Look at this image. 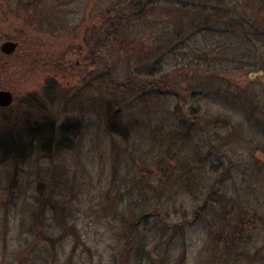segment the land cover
<instances>
[{
  "label": "rangeland",
  "instance_id": "1",
  "mask_svg": "<svg viewBox=\"0 0 264 264\" xmlns=\"http://www.w3.org/2000/svg\"><path fill=\"white\" fill-rule=\"evenodd\" d=\"M69 1L37 25L0 4V264H264V0Z\"/></svg>",
  "mask_w": 264,
  "mask_h": 264
},
{
  "label": "flooded vegetation",
  "instance_id": "2",
  "mask_svg": "<svg viewBox=\"0 0 264 264\" xmlns=\"http://www.w3.org/2000/svg\"><path fill=\"white\" fill-rule=\"evenodd\" d=\"M51 1L52 0H0V4L3 5H11L10 3H12L14 12H6V15L9 16V18L12 15L17 16L21 21L31 24V23H35L36 25L38 23L41 22H45V23H51V14L49 13V9L51 6ZM68 2H70L69 0H66V3L64 2L65 7H68L69 4ZM132 3L128 4V7H131ZM105 12V11H104ZM76 12H74L72 10V14H75ZM63 14L67 15V11H65ZM99 14V13H98ZM44 16V17H43ZM39 19V21H34V19ZM98 20H102L103 22H107V23H112L115 20V16L113 13H100L99 15H97ZM92 19V17H91ZM90 19V20H91ZM114 19V20H113ZM89 21V20H88ZM87 38V34L85 35ZM86 38L83 37V40H85ZM11 41V40H10ZM87 41V39H86ZM91 41V40H88ZM15 42V41H13ZM17 43H19V41H16ZM90 43V42H89ZM99 45V41L97 46ZM89 47V46H88ZM87 47V48H88ZM19 48H20V44H19ZM18 48V49H19ZM98 48V47H97ZM17 49V51H18ZM98 50V49H96ZM16 51V52H17ZM83 51V50H82ZM86 52H90L88 49H86ZM91 52H95V51H91ZM4 55V54H3ZM14 55V54H12ZM6 56V55H5ZM8 56V55H7ZM11 56V55H10ZM77 65H79V62H77ZM64 83L61 81H53V78H50L49 81H46L44 83V85L42 86V88L40 89H36L35 91L31 92L30 95L31 97L29 98V103H31V109L34 112L38 111H42V110H49V111H53V100L56 98H59L62 95V91L64 89ZM56 89V93L55 96L53 97V91ZM65 105L62 104L59 107H57V111L59 114H63L64 110H65ZM32 111V112H33ZM35 116V115H34ZM61 116L59 117H41L40 120V124H36V127L40 126H45L49 128V131L52 133V141H51V146H49L50 150H65V148L67 147V118L64 117V120L61 121V123H59V121L61 120ZM42 149H45L46 147L44 146H40Z\"/></svg>",
  "mask_w": 264,
  "mask_h": 264
},
{
  "label": "trees",
  "instance_id": "3",
  "mask_svg": "<svg viewBox=\"0 0 264 264\" xmlns=\"http://www.w3.org/2000/svg\"><path fill=\"white\" fill-rule=\"evenodd\" d=\"M76 127L79 128V125H76ZM36 129L38 132L37 133L38 135L36 136V139L39 143L38 146L42 145L46 147L45 149H49V146H51V141H52V133L49 131V128L43 125L42 126L39 125L38 127H36ZM29 133H27L23 129L19 130L17 133H15L16 136L14 135V138L10 139L12 141L7 142L8 143L7 147L13 150L14 152H20V153L24 152L29 145L31 147V143H29V139H30ZM73 133H75L74 135H78L79 130ZM22 138L28 139V142L23 141ZM18 139L22 141L17 142Z\"/></svg>",
  "mask_w": 264,
  "mask_h": 264
},
{
  "label": "water",
  "instance_id": "4",
  "mask_svg": "<svg viewBox=\"0 0 264 264\" xmlns=\"http://www.w3.org/2000/svg\"><path fill=\"white\" fill-rule=\"evenodd\" d=\"M19 48V43L13 41H6L0 46V51L4 55H12ZM263 72H259L262 75ZM256 76V75H255ZM14 102L13 94L8 90H0V108H7Z\"/></svg>",
  "mask_w": 264,
  "mask_h": 264
}]
</instances>
